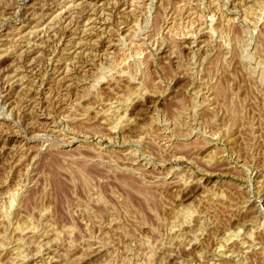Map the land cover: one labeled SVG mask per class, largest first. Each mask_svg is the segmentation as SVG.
Wrapping results in <instances>:
<instances>
[{
  "label": "rangeland",
  "instance_id": "1",
  "mask_svg": "<svg viewBox=\"0 0 264 264\" xmlns=\"http://www.w3.org/2000/svg\"><path fill=\"white\" fill-rule=\"evenodd\" d=\"M0 203V264H264V0H0Z\"/></svg>",
  "mask_w": 264,
  "mask_h": 264
},
{
  "label": "bare ground",
  "instance_id": "2",
  "mask_svg": "<svg viewBox=\"0 0 264 264\" xmlns=\"http://www.w3.org/2000/svg\"><path fill=\"white\" fill-rule=\"evenodd\" d=\"M71 2H72V1H71ZM65 3H66V2H65ZM73 3H74V2H73ZM62 6H64V5H62ZM64 7H65V6H64ZM255 7H256V6H255ZM143 8H144V7H143ZM60 9H61V8H60ZM68 9H69V8H68ZM62 10H63V9H61V11L59 10V11H60V14H61ZM65 10H66V9H65ZM54 15H55V14H54ZM57 15H58V14H57ZM51 17H52V16H51ZM55 17H56V16H55ZM57 18H58V17H57ZM40 19H41V18H40ZM55 19H56V18H55ZM45 20H46V19H45ZM45 20H44V21H45ZM51 20H52V18H51ZM233 21H234V20H233ZM37 22L39 23L40 21H37ZM51 22H52V21H51ZM55 23H56V22H55ZM65 24H66V23H65ZM39 26L41 27L40 24L38 25V27H39ZM44 27H45V26H44ZM187 28H188V27H187ZM35 29H36V28H35ZM38 30H39V29H38ZM36 31H37V30H36ZM35 33H37V32H35ZM245 34H246V33H245ZM185 35H186V34H185ZM192 37H193V36H192ZM186 38H187V37H186ZM13 46H14V45H13ZM15 47H16V46H15ZM14 49H15V48H14ZM12 76H13V75H12ZM101 83H102V82H101ZM5 84H6V83H5ZM18 189H19V188H18ZM14 196H15L14 193L10 195V197H9V200H10L9 203H10V204L8 203V207H9V205H10V206L13 205V201H14V198H13V197H14ZM0 204H1V203H0ZM8 209H9V208H8ZM25 259H26V258H25Z\"/></svg>",
  "mask_w": 264,
  "mask_h": 264
}]
</instances>
